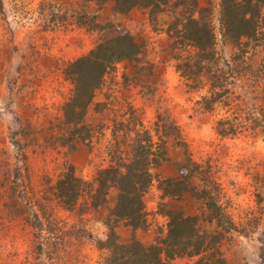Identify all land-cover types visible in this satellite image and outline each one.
Wrapping results in <instances>:
<instances>
[{"label": "rangeland", "instance_id": "374dc122", "mask_svg": "<svg viewBox=\"0 0 264 264\" xmlns=\"http://www.w3.org/2000/svg\"><path fill=\"white\" fill-rule=\"evenodd\" d=\"M198 2L212 10L216 48L227 62L221 64L231 84L229 100L209 110L202 108L201 100L208 81L203 78L199 87H193L175 67L176 54H187L188 48L173 47L167 33L153 27L146 8L120 12L111 1L0 0V264L35 260L37 231L56 240L54 247L44 243L40 259L45 264H103L108 253L104 221L114 204L115 189L108 192L105 206L84 205L83 194L77 201L81 206L67 209L54 198L50 186L69 166L78 176L92 179L99 167L110 162L108 146L114 133L125 144L130 141L133 133L123 135L118 122L129 120V127L141 123L152 130L158 110L170 112L186 145L171 141L168 159L152 169V181L142 195L145 224L132 228L121 219L115 227L118 240L126 243L134 234L143 244L158 242L167 230L169 209L198 214L200 228L213 230L214 222L205 219L201 193L211 183V193L232 216L237 230L225 233L218 243L220 251L211 247L199 261L201 254L177 255L174 264H264V133L258 125L264 110V82L258 83L264 77L262 53L258 47L254 54L233 60L236 48L219 32L220 0ZM50 8L84 10L98 23L88 26L65 19L51 27V22L46 24ZM124 31L141 46L144 62L118 61L86 108L85 121L92 125L89 133L70 143H53L55 130L63 125L60 105L71 86L60 66ZM220 118L233 131L218 132ZM170 177L174 182L168 184ZM13 182L25 186L26 192L20 194L44 202L45 209L31 205L33 225L9 205ZM42 212L59 222L57 226L75 224L83 234L58 238L57 226L53 232L47 230Z\"/></svg>", "mask_w": 264, "mask_h": 264}, {"label": "trees", "instance_id": "16d2710c", "mask_svg": "<svg viewBox=\"0 0 264 264\" xmlns=\"http://www.w3.org/2000/svg\"><path fill=\"white\" fill-rule=\"evenodd\" d=\"M89 1H111L114 9L120 12L135 6L146 8L153 27L165 31L173 47L184 50L188 48L187 54H176L175 67L182 76L191 79L189 85L199 87L203 78L208 81L206 93L201 95L202 108L209 110L216 104L229 100L231 84L226 80V70L221 64L224 61L227 65V62L222 60L216 48V33L211 22L212 10L209 5H202L198 0H83ZM49 12L51 15L46 24L51 22V27L65 19L88 26L98 23L94 15L76 8H63L59 11L50 8ZM162 14L167 17L162 18ZM218 23L222 40L236 48L232 58H237L233 60L244 59V55L249 52L254 54L259 47L262 53L260 64L264 66V0H220ZM120 60L133 62L134 65L144 62L141 46L128 31L98 41L87 52L65 61L60 66V72L64 79L71 82V86L60 105L63 125L55 130L53 143H70L73 139L89 133L92 125L85 121L86 108L96 89L104 81L105 74ZM262 82L264 77L258 80V83ZM261 115L263 117H259L258 125L264 133V110ZM221 122L224 119L217 121L218 132L224 134L233 131L232 125L225 126ZM118 124L123 135L125 131L133 133L129 135L130 141L125 144L114 133L113 141L108 146L110 162L99 167L92 179L78 176L74 168L69 166L50 186L54 198L67 209H72L77 204L81 206V201H77L83 194L84 205L93 208L105 206L108 192L115 189L114 204L109 208L110 213L104 221L108 228L104 240L108 253L104 256L103 264H174L173 258L177 255L201 254L199 261L204 257L203 251L211 247L215 246L220 251L218 243H221L225 233L237 230V225L218 202L215 194L211 193V183H206L201 193L206 208L205 219L214 222L213 230L200 228L198 214H185L169 209L165 212L167 230L158 242L143 244L134 234L126 243L118 240L115 227L121 219L132 228L145 224L142 195L152 181V169L168 159L171 141L177 145L185 144L180 127L168 110L157 111L152 130L141 126V123L137 127H129V120L119 121ZM20 130L25 132L22 128ZM113 132L112 127V135ZM22 157L25 158L26 154L22 153ZM24 165L27 169L25 163ZM166 181L169 184L174 179L170 177ZM10 192L9 205L12 210L33 225L31 205L37 209H45L44 202L20 194L26 192L25 186L21 188L16 182L10 186ZM42 213L48 222L47 230L55 231L59 222L56 223L47 213ZM56 229L60 239L65 235L78 237L83 234L82 228L75 224L69 228L57 226ZM36 236L34 250L38 254L34 256L35 260L30 259L19 264H45L40 259L44 252V243L49 241L54 247L56 240L41 237L39 231ZM220 261L224 262V259L221 258Z\"/></svg>", "mask_w": 264, "mask_h": 264}]
</instances>
